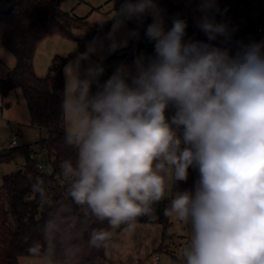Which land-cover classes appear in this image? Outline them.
Listing matches in <instances>:
<instances>
[{
	"label": "clouds",
	"instance_id": "clouds-1",
	"mask_svg": "<svg viewBox=\"0 0 264 264\" xmlns=\"http://www.w3.org/2000/svg\"><path fill=\"white\" fill-rule=\"evenodd\" d=\"M220 11L218 0H196L205 41L188 36L179 14L169 26L159 0H114L99 23L111 21L109 32L64 67L60 110L75 160L61 169L77 205L131 231L139 217L155 218L166 178L186 182L192 168L193 186L165 209L190 228L183 264H264V40L234 41ZM143 38L152 54L102 80L105 60ZM33 191L44 195L39 178ZM109 238L94 230L89 245Z\"/></svg>",
	"mask_w": 264,
	"mask_h": 264
},
{
	"label": "trees",
	"instance_id": "trees-1",
	"mask_svg": "<svg viewBox=\"0 0 264 264\" xmlns=\"http://www.w3.org/2000/svg\"><path fill=\"white\" fill-rule=\"evenodd\" d=\"M65 0H0V42L15 57L16 66L0 80V94L8 95L11 91L20 90L26 102L33 126L44 133L39 143L49 158L52 174L39 172L35 164L28 159L30 149H15L25 159V164L14 174L2 178V189L10 204L15 220V231L9 240L8 255L5 264H20L24 257H45L52 264H106L107 246L111 238L127 228L121 225L113 232L114 227L105 220H97L86 206L77 205L70 194L61 189V164L64 160H75V150L64 142V117L60 110L61 95L64 88V66L76 52H84L88 41L98 38L111 29L112 22L103 27L92 28L86 34L77 33L87 23L61 9ZM238 4L249 5V0H235ZM160 6L167 9L171 16L180 10L167 0H159ZM219 6V5H218ZM220 8V7H219ZM221 10V9H220ZM217 21L226 22L235 28L233 40L261 41L257 35L258 24L248 18L233 21L226 18L222 10L216 15ZM188 20V19H187ZM148 18L146 24L150 23ZM189 37L207 40L195 24L188 20ZM136 26L131 25V29ZM143 33V30H141ZM52 36H61L76 41L78 48L63 58H55L53 66L45 77H38L34 71V57L38 44ZM152 54L153 45L143 38L137 43L136 51L124 49L122 57L134 59L139 52ZM1 64V61H0ZM197 172L190 168L186 182L174 184L173 197L177 189L191 188ZM37 178L42 181L44 195L33 191ZM173 197H165L153 205L155 218L139 217L136 224H156L163 228V235L171 226L172 216L165 215ZM104 230L110 233L105 246L99 248L89 245L93 231ZM30 248H35L30 252Z\"/></svg>",
	"mask_w": 264,
	"mask_h": 264
},
{
	"label": "rangeland",
	"instance_id": "rangeland-1",
	"mask_svg": "<svg viewBox=\"0 0 264 264\" xmlns=\"http://www.w3.org/2000/svg\"><path fill=\"white\" fill-rule=\"evenodd\" d=\"M167 1L177 7L184 17L193 22V16L197 15L195 12L196 0ZM113 3L114 0H65L61 5V9L83 19L88 25L77 33L86 34L90 31V27L98 28L101 26L99 23L110 18ZM165 10L170 26L172 16L167 9ZM109 23L111 21L105 24ZM131 25L136 26L135 23H129L126 28L121 30V33H126L131 29ZM71 43L73 42L70 39L66 40L67 47ZM133 46H137V43H130L127 48L128 52H131L129 49ZM63 48L53 47L49 42L41 44L38 51L37 66L44 70L45 57L50 53L52 54L53 50ZM120 53L122 52L120 51ZM125 57L128 58V56ZM54 59L50 63V69L53 66ZM0 61V80H3L8 72L15 68L16 59L1 42ZM50 69H47L41 77H45ZM35 73L40 77L38 69ZM10 137L16 141V149L26 147L30 150H39L41 147L39 143L45 137L43 132L32 125L26 102L20 90L11 91L6 96L0 94V146L2 147L0 151V264L6 262L8 242L16 227L10 204L2 189V178L16 173L25 164L23 156L17 153L15 149H8ZM45 173H51L49 165H47ZM174 184L173 180L166 178V196L173 197ZM117 228L115 227L113 232H116ZM139 229H148V231L139 232ZM163 233V228L156 224H136L134 230L130 231L127 228L117 232L111 238L106 249L107 257L111 261L107 264H144V262L147 264H183L182 251L188 243L190 228L182 225L175 217H172L171 226L165 232V236ZM19 262L20 264H52L45 257H24Z\"/></svg>",
	"mask_w": 264,
	"mask_h": 264
},
{
	"label": "built area",
	"instance_id": "built-area-1",
	"mask_svg": "<svg viewBox=\"0 0 264 264\" xmlns=\"http://www.w3.org/2000/svg\"><path fill=\"white\" fill-rule=\"evenodd\" d=\"M219 7L226 18L229 20L237 21L246 17L252 22L257 23V35L262 37L264 36V0H249V5L247 6V8H245L244 4H238V2L235 0H219ZM111 74L112 72H106L103 79H107ZM16 146V141L14 139H11L8 143V149L14 150L16 149ZM1 150L2 147L0 146V151ZM28 159L35 164L39 172H45L47 165H49V167L51 168L50 174H52L53 170L50 160L46 156V153L42 147H40L39 150H30ZM19 171H21V169ZM70 184L71 181L67 178H64L61 181L60 185L62 186L61 189L64 193L70 194Z\"/></svg>",
	"mask_w": 264,
	"mask_h": 264
},
{
	"label": "crops",
	"instance_id": "crops-1",
	"mask_svg": "<svg viewBox=\"0 0 264 264\" xmlns=\"http://www.w3.org/2000/svg\"><path fill=\"white\" fill-rule=\"evenodd\" d=\"M106 34L105 35H102V36H100V37H98L96 39H103L106 36ZM66 40H67L66 38L61 37V36H52V37H48V38L42 40L38 44V46L36 48V52H35V57H34V71L36 72L37 69H38V71L40 72V74H39L40 77H41V75L43 76L44 73H46L47 69H50L49 68L50 67V63L53 60V58H57V57L63 58V57H66L67 55H69L70 53H73L78 48V43L76 41H73V40H71L73 43H71L67 47ZM92 40L93 39H91L90 41L87 42V44L85 46V50H86L87 45ZM45 42H49L53 47H56V48H62V47H64V48L61 49V50L56 49L57 51L56 50H53L52 51V54L50 53L48 56L45 57V68L43 70V69H40V67L37 66V64H38L37 58H38L39 48H40L41 44H44ZM136 49H137V46H133L129 50L130 51H136ZM141 53L146 54V55H150L151 54V53L145 52V51H141L138 54H141ZM122 54L123 53L117 52V53L109 56L105 60V62H104L105 74H106V72H113L114 69H115V67L118 64H120L121 62L128 63V64H131L132 63L133 59L127 60L128 58L127 57H122ZM93 58L95 59V57H93ZM48 73L46 74V76L48 75ZM63 75H64V68H63ZM103 78H104V76L102 77V80H103ZM63 128H64V121H63ZM125 229H127V228H125ZM147 231H148V229H139V232H147ZM109 262L111 263V261L108 259V262L107 263H109ZM144 264H147V263L144 262Z\"/></svg>",
	"mask_w": 264,
	"mask_h": 264
},
{
	"label": "water",
	"instance_id": "water-1",
	"mask_svg": "<svg viewBox=\"0 0 264 264\" xmlns=\"http://www.w3.org/2000/svg\"><path fill=\"white\" fill-rule=\"evenodd\" d=\"M12 139V137H10Z\"/></svg>",
	"mask_w": 264,
	"mask_h": 264
}]
</instances>
